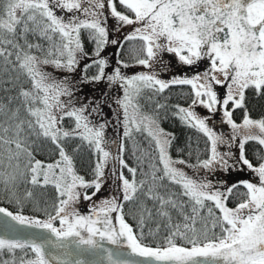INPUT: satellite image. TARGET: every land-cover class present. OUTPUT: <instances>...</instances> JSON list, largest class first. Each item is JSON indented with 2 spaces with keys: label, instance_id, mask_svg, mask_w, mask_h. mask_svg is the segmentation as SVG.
Here are the masks:
<instances>
[{
  "label": "snow or ice",
  "instance_id": "snow-or-ice-1",
  "mask_svg": "<svg viewBox=\"0 0 264 264\" xmlns=\"http://www.w3.org/2000/svg\"><path fill=\"white\" fill-rule=\"evenodd\" d=\"M109 19L113 31L132 30L109 39ZM129 41L140 42L129 45L132 63L110 65L101 55L109 45L119 54ZM166 53L190 68L208 65L164 79L172 67ZM133 66L146 71H122ZM77 69L78 80L55 75ZM101 82L100 97L77 96L78 85ZM0 84L7 85L0 88V203L15 209L0 206L10 233L0 235V264H87L80 257L89 254L100 258L96 264H264V117L251 118L245 106L248 89L264 94V0H0ZM182 86L190 87V102L172 105L171 116L205 138L194 162L191 145L172 154L176 135L161 126L170 106L155 100L146 112L140 103L145 92L152 101ZM217 113L231 129L227 139L209 125ZM109 127L118 139L106 138ZM250 142L260 146L255 164L246 155ZM82 148L92 155L91 179L76 168ZM46 149L51 162L38 158ZM245 169L257 179L228 187L209 179ZM106 170L115 189L96 202ZM81 199L91 202L87 215L76 208Z\"/></svg>",
  "mask_w": 264,
  "mask_h": 264
},
{
  "label": "trees",
  "instance_id": "trees-1",
  "mask_svg": "<svg viewBox=\"0 0 264 264\" xmlns=\"http://www.w3.org/2000/svg\"><path fill=\"white\" fill-rule=\"evenodd\" d=\"M139 43H140L139 41L126 42L124 44V50L119 52V54H117V49H116L113 52L111 65H115L117 60H123L125 62L132 63V57L128 52L129 45H132V44L138 45ZM91 49H92V45L88 44L86 42V50L91 52ZM170 59L173 62L175 60L172 55L170 56ZM82 65L83 64H81V66ZM207 65H208V61L203 60L198 65L192 66L191 68H187L186 73H188V75L191 76V75H194L196 72H203L206 69ZM174 66H177V63L174 62ZM49 71H52V69H49ZM91 71L92 70H90V74H91ZM107 71H111V68H109ZM122 71L128 76L136 74L132 71V67L123 68ZM55 75H57L58 77H63L65 75H69V77L71 79H77L78 80L79 76H80V70L77 69V71L72 75L64 73V72H57V73H55ZM3 87H7V85L0 84V88H3ZM78 87H79L80 91L77 92V96H79L81 100L98 98L101 96V94L103 92H105L107 90V85L104 82H101L99 84H80V85H78ZM216 90H217L219 95H223L225 93V89L221 88L220 86H216ZM169 94H170V98L167 99V101H165L164 98L169 97ZM0 95H5V93L0 91ZM110 95H111V93H110ZM149 95H152V94L149 92H145L140 99V103L143 106L144 111L151 112L152 109L155 107V100H159L161 103L166 102L170 106L169 109L167 110L168 118L167 119H161V126L163 128H165L167 131L175 133V135H176L177 139L174 142L173 150H172L173 156L175 157L177 155V152H176L177 147H185V145H191L192 157H191L190 162H194L195 157H196L197 147L199 148V150L201 152H203V150L205 149V146H206L205 145V138L202 136V134L197 132L195 129L185 127L183 124L180 123V121L178 119L171 116V106L172 105L179 104V105H182L184 107L188 106V103L190 102V99H191L190 87L189 86H182V87H176V88L169 89L168 91H166L163 94V96L154 97V99L152 101H149L147 99V97ZM245 106H246L247 112L251 116V118L260 119V118L264 117V94L257 95L253 89H248L245 93ZM230 107H231V105H230ZM165 111H166L165 109H160V114L162 117L164 116ZM104 113L108 119H113V113L107 107H105ZM243 116H244V110L243 109H237L233 113V119L237 123L242 122ZM105 135H106V138L109 140L118 139V137L116 136V133H115V129L112 127H109L107 129ZM137 139L141 140V144L143 147H147L146 141H143L139 136L137 137ZM108 147H109V150H113V151L115 150L114 146L111 144H109ZM245 147H246V155L255 164L257 162L256 161V153L259 151L260 146L258 144H256L255 142H250ZM188 150L189 149H186L185 153L182 154V155H184V157L186 159L188 158V156L186 154ZM69 151H71L70 145H69ZM38 158L42 159V160H46L47 162H51L52 159H55L56 157H54V156L50 157L49 156V150L46 149L45 152L42 155H40ZM124 158L128 161V163L131 166L136 165V161L129 155L128 152L124 153ZM74 159L76 162L77 171L81 175H84L87 179H91V174H90V165H91V160H92L91 153L89 151H87L85 148H82L81 151L74 156ZM111 167H112V163L110 162L109 168H111ZM145 170H147V169L145 168ZM186 171H188L189 175H192L191 169H186ZM106 174L109 175L108 176L109 183H113L112 179L110 178V176H111L110 172H108L106 170ZM125 175H128L127 172H125ZM138 178H139V171H138ZM209 178H211L213 181H216V180L225 181L226 183H225L224 187L231 186L233 183H236L240 180H253L254 181L257 179L255 177V175L247 169H245L243 171L230 170L227 174H225L224 172H217V173H214L213 175H211ZM112 185L115 186L114 184H112ZM47 195L49 198H52L54 196V190L49 188L47 190ZM236 202H237L236 200H234L233 198L230 197L228 200V206L234 207ZM0 206L8 208V210H10V211H15L14 207L12 205L7 204V202L0 203ZM76 208L80 212L87 210V208H88L87 202L84 201L83 199H81V201L76 205ZM125 210L127 211V206H126ZM25 214L26 215L39 216L42 219L45 218L43 213H36V212L32 211L31 209H27V208L25 209Z\"/></svg>",
  "mask_w": 264,
  "mask_h": 264
},
{
  "label": "rangeland",
  "instance_id": "rangeland-1",
  "mask_svg": "<svg viewBox=\"0 0 264 264\" xmlns=\"http://www.w3.org/2000/svg\"><path fill=\"white\" fill-rule=\"evenodd\" d=\"M71 15V14H69ZM113 21L111 19H109V22H108V27H109V30H110V35H109V39H113V38H116V39H122L123 36H125L127 33H129L131 30H132V27L133 26H126V27H123L121 28L118 32L117 31H113ZM117 48L115 46H107L104 51L101 53L102 56H107L108 58V61H109V64L111 65V61H112V56H113V52L116 50ZM170 56L171 54H165L164 55V59L166 61H168L172 67L171 69L166 72V73H162L161 74V78H164V79H168L170 78L171 76L173 75H180V74H186L188 75V73H186V70L187 68H190L188 66H185V65H180L176 58L174 57V62L177 63V66H174V62L170 59ZM85 63V61H81V64ZM132 71L134 73H139V72H143V71H146L145 69H143L142 67H138V66H133L132 67ZM181 71V72H180ZM74 74V73H71V75ZM195 111L200 115V116H206V115H209L208 111L206 108L202 107V106H198L195 108ZM209 125L211 127H214V129L219 132V133H222L224 135V137L227 139L228 135L230 134L231 132V129L228 125L226 124H221L220 123V113H217L215 114L214 116H212V119L209 121ZM253 131H256L255 129H253ZM219 150L221 152L223 151H226V147L221 145L219 147ZM233 152H236L237 149L234 147L232 149ZM108 174H106V177L108 178ZM210 177V176H209ZM211 179V178H209ZM113 183H109V180H108V183H106L104 185V187L101 189V192L96 196L94 197V200L96 202H99L100 200L104 199V198H107L109 196H111L114 192V189H115V186L112 185ZM87 202V205L88 207H91V202L89 201H86ZM57 226L58 223H57Z\"/></svg>",
  "mask_w": 264,
  "mask_h": 264
},
{
  "label": "water",
  "instance_id": "water-1",
  "mask_svg": "<svg viewBox=\"0 0 264 264\" xmlns=\"http://www.w3.org/2000/svg\"><path fill=\"white\" fill-rule=\"evenodd\" d=\"M81 214H85V215L89 214V208H87V210H85V211H82ZM5 219H7V218L0 216V235L10 234V233H5L4 230H3L2 222ZM24 233H34V234H38V235H48L46 232H43L42 230H38V229H25ZM11 235H18V234L12 233ZM104 246L115 250V246L108 245L106 242H104ZM80 258L81 259H85L87 264H96V262L100 259L99 257H97L95 255H91V254L86 255V256H82ZM102 264H108V261H107L106 258L103 259Z\"/></svg>",
  "mask_w": 264,
  "mask_h": 264
},
{
  "label": "flooded vegetation",
  "instance_id": "flooded-vegetation-1",
  "mask_svg": "<svg viewBox=\"0 0 264 264\" xmlns=\"http://www.w3.org/2000/svg\"><path fill=\"white\" fill-rule=\"evenodd\" d=\"M169 55V54H168ZM226 139V138H225Z\"/></svg>",
  "mask_w": 264,
  "mask_h": 264
}]
</instances>
